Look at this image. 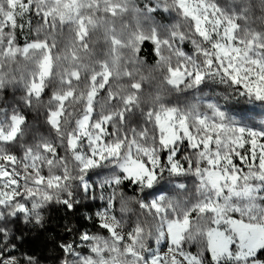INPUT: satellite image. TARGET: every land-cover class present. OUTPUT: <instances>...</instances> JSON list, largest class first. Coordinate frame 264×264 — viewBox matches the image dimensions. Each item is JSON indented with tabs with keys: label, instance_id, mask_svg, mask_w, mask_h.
Listing matches in <instances>:
<instances>
[{
	"label": "snow or ice",
	"instance_id": "6c2138e0",
	"mask_svg": "<svg viewBox=\"0 0 264 264\" xmlns=\"http://www.w3.org/2000/svg\"><path fill=\"white\" fill-rule=\"evenodd\" d=\"M35 232L51 264H264V0H0V264Z\"/></svg>",
	"mask_w": 264,
	"mask_h": 264
},
{
	"label": "trees",
	"instance_id": "16d2710c",
	"mask_svg": "<svg viewBox=\"0 0 264 264\" xmlns=\"http://www.w3.org/2000/svg\"><path fill=\"white\" fill-rule=\"evenodd\" d=\"M50 230L58 231L55 224L50 226ZM23 249L38 256L42 264H51L55 255L52 251L51 241L47 239L46 234L43 232H35L27 235L23 242Z\"/></svg>",
	"mask_w": 264,
	"mask_h": 264
}]
</instances>
